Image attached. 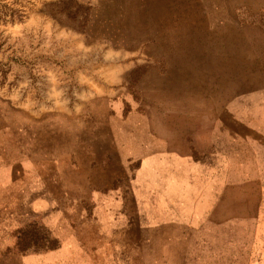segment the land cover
<instances>
[{"label": "rangeland", "instance_id": "1", "mask_svg": "<svg viewBox=\"0 0 264 264\" xmlns=\"http://www.w3.org/2000/svg\"><path fill=\"white\" fill-rule=\"evenodd\" d=\"M258 132L264 0H0V264H264Z\"/></svg>", "mask_w": 264, "mask_h": 264}, {"label": "crops", "instance_id": "2", "mask_svg": "<svg viewBox=\"0 0 264 264\" xmlns=\"http://www.w3.org/2000/svg\"><path fill=\"white\" fill-rule=\"evenodd\" d=\"M83 130V129H82ZM81 130V131H82ZM246 138H251V139H258V148H262L264 149V133L262 132H258L256 133H248L246 136ZM239 138V137H238ZM24 140V139H23ZM22 140V141H23ZM7 145V143H5ZM4 145V143H0V147H2ZM24 145V144H23ZM243 145V144H242ZM264 152V150H263ZM179 160H183V162H180L181 166L184 167V176H185V192L184 195L188 196L190 195V198H193L194 200H197V157H189L188 155H185L183 158H178ZM185 160V161H184ZM42 164H35L33 167H42ZM60 166V165H59ZM60 167H58L59 169ZM103 170L102 167H100V165H94L92 170ZM6 176V175H5ZM30 179L33 180L34 182V191L32 192V194H28L32 196L31 200H30V205H32V211L31 214L34 215V217H36L37 219H40L41 221H43L42 224L44 225H49L52 226L54 224V220L61 218L59 215H62L61 213L56 212H47V206H49L51 199L49 197V195L45 192V190L41 187L43 184L42 182L44 181V177L43 175H39V174H32L29 176ZM41 181V182H40ZM41 183V184H40ZM5 188L8 187V183L7 182H3L2 186ZM43 189V190H42ZM149 192H151L149 190ZM154 192V191H152ZM25 198V196H23ZM24 198H20V199H24ZM188 197H184V201L188 202ZM58 213V214H57ZM80 212L76 211V210H72L70 213H68L64 218H66L67 220H69L70 222L73 223V227H75L74 230H76L77 227V232L74 231L73 233H69L66 237H63V240L61 241V245L59 247V249L55 252H49V253H45L39 256L40 260H44V261H48L45 262L46 264H59L60 259H66L67 256V261L68 258H73L75 257L77 254H79V252L81 250L85 251L86 249L88 250H93V246H95V242L94 240L92 242H86V241H82L81 239V231H82V224H81V216L79 214ZM103 212H100V210L96 211V215L94 213H92V215H95L97 217V220L100 219V215ZM105 217V216H104ZM191 218V216H189ZM187 217V218H189ZM94 218V216H93ZM94 223V222H93ZM65 225V223L63 224ZM98 226V229H104V222L98 223L96 224ZM94 227L95 224H87V227ZM62 222H61V228L60 231H62ZM104 234L103 230H99L98 231V244L99 245V238H101V236ZM92 236H94V234H91ZM84 244V246H83ZM88 245L87 247L85 246ZM96 245V246H97ZM97 249L99 250V246L97 247ZM61 257V258H60ZM93 257V256H92ZM61 264V262H60Z\"/></svg>", "mask_w": 264, "mask_h": 264}]
</instances>
